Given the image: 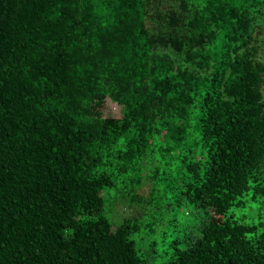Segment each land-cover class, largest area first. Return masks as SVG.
Returning <instances> with one entry per match:
<instances>
[{
	"label": "trees",
	"instance_id": "1",
	"mask_svg": "<svg viewBox=\"0 0 264 264\" xmlns=\"http://www.w3.org/2000/svg\"><path fill=\"white\" fill-rule=\"evenodd\" d=\"M248 197L264 0H0V264H264Z\"/></svg>",
	"mask_w": 264,
	"mask_h": 264
},
{
	"label": "rangeland",
	"instance_id": "2",
	"mask_svg": "<svg viewBox=\"0 0 264 264\" xmlns=\"http://www.w3.org/2000/svg\"><path fill=\"white\" fill-rule=\"evenodd\" d=\"M111 110L109 111V114L113 115L114 113H116L114 111V108L110 107ZM162 194L168 196V197H173L171 195V193L167 194L165 192V188L162 187ZM246 205L243 208H234L232 210L231 214H234L236 217L238 218H242L243 221L245 223L248 224H260L261 222H264V202L262 200H251L249 197L246 198ZM176 198L174 197V199H165L166 203H172L175 202ZM127 210H123V209H117L116 211V215H117V219H119L120 217L126 215ZM168 217L167 219H171L174 218L173 215L175 216L176 219H178L177 221H172V226H162L160 228L159 231H161L158 235L156 234H149L147 232V229L143 230V232H141L140 234H136L134 235V239L138 242L139 246L141 248L144 249V251L149 249V246L151 244V242L156 241L158 243L157 246V254H159V257L156 261V264H162L163 263V259H164V251H163V247L160 245L164 232H167L169 237H167V240H173L176 238V233H174V230L176 229L175 224L177 223V225L179 224V222H189L192 223L194 226L197 225V223H199L200 218V212L197 211L196 209H194L192 206H190L189 204H182L179 207H175L172 206L171 211H169L168 213Z\"/></svg>",
	"mask_w": 264,
	"mask_h": 264
}]
</instances>
